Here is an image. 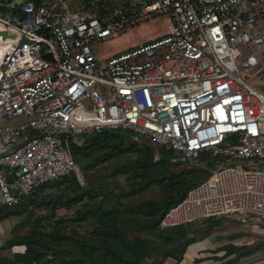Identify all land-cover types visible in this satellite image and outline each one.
I'll return each instance as SVG.
<instances>
[{"label": "built area", "instance_id": "1", "mask_svg": "<svg viewBox=\"0 0 264 264\" xmlns=\"http://www.w3.org/2000/svg\"><path fill=\"white\" fill-rule=\"evenodd\" d=\"M19 1L0 2V208L86 185L72 139L129 130L211 172L161 230L264 221V94L239 75L264 68V0ZM155 16L171 18L165 36L98 58L93 44Z\"/></svg>", "mask_w": 264, "mask_h": 264}, {"label": "trees", "instance_id": "2", "mask_svg": "<svg viewBox=\"0 0 264 264\" xmlns=\"http://www.w3.org/2000/svg\"><path fill=\"white\" fill-rule=\"evenodd\" d=\"M6 10L0 8V12ZM71 153L86 185L66 177L43 186L18 206L0 208V224L25 215L21 226L28 228L26 233L2 238L0 250L8 255L0 256V264H164L170 258L176 264L183 261L189 244L184 240L185 229L179 226L163 231L159 224L189 191L210 177V171L204 174V169L176 159L151 138L129 130H106L72 139ZM128 156L131 160L127 165L114 167L101 180L89 179V174L99 172L104 163ZM152 186L159 188L160 195L147 203L140 201L137 197ZM36 211L44 214L36 215ZM61 211L64 212L60 214ZM126 229L139 234L151 231L157 242L140 236L131 239Z\"/></svg>", "mask_w": 264, "mask_h": 264}, {"label": "rangeland", "instance_id": "3", "mask_svg": "<svg viewBox=\"0 0 264 264\" xmlns=\"http://www.w3.org/2000/svg\"><path fill=\"white\" fill-rule=\"evenodd\" d=\"M2 0H0L1 2ZM4 1V0H3ZM14 0H11L13 2ZM18 1V0H17ZM23 0H20L21 2ZM5 7L9 6V3L3 2ZM171 27V18L169 16H155L149 21H146L138 26L135 27V29H130L127 31L125 35H122L121 37L109 41V42H97L93 44L94 51L96 52L97 56L99 59H108L114 55H120L124 54L125 52H131L133 49H135L137 46L147 43L152 41L153 39L160 38L166 35V33L170 32ZM238 65L240 67V61H238ZM240 72V77L245 79L249 84H251L253 87H255L258 91L264 94V68L259 71L258 73H248L245 70H243L241 67L239 68ZM20 120H10L5 122L6 125H18L20 124ZM120 160V161H119ZM119 160H113V162H106L104 163L100 168L99 172H91L89 174V179L94 181L101 180L102 175H109L111 174L112 170L116 166L120 165H127L130 162V158L124 157V158H119ZM209 169H204V174H207L209 172ZM93 173V174H92ZM99 177V178H98ZM95 178V179H94ZM154 179V177H152ZM113 180V179H112ZM110 181L111 184L113 181ZM126 181H124L125 183ZM119 185L120 183L117 182ZM127 184H125L126 186ZM114 186L116 189H118V185L114 183ZM127 188V187H126ZM161 191L159 190L158 187L152 186L149 190H147L142 196H138L137 198L144 202L147 203L151 201L152 199H155L160 195ZM64 211H61L60 214H62ZM38 213H42L39 211H36V215ZM44 214V212L42 213ZM25 215L22 217H11L4 222L0 224V244L3 241L2 238H7L11 236L18 235L20 233H26L28 231V228H22L21 222L23 221ZM230 219H235V221H240L242 220L243 224H251L252 226L254 225L253 220L248 219L246 216H236L233 218H221L219 221L220 222H225L229 223L231 221ZM251 220V221H250ZM247 222V223H245ZM263 227L264 229V223L260 224H255V227L259 228ZM15 227L14 232L13 229ZM189 227V226H188ZM182 228L187 229V226H182ZM25 231V232H23ZM127 233L129 234V237L132 239L133 237L140 236L142 238L149 239L150 241L157 242L156 237L154 236L155 234L151 233V231H142L141 234L137 233V231H130L129 229H126ZM168 231V230H166ZM184 231V232H185ZM187 233V232H186ZM189 233V235H188ZM187 233V239H184L185 241H188L191 239L190 234L193 233L190 229L188 230ZM8 255L6 251L0 250V256ZM176 260L174 258H170L167 262V264H173ZM53 264H57V262H54Z\"/></svg>", "mask_w": 264, "mask_h": 264}, {"label": "crops", "instance_id": "4", "mask_svg": "<svg viewBox=\"0 0 264 264\" xmlns=\"http://www.w3.org/2000/svg\"><path fill=\"white\" fill-rule=\"evenodd\" d=\"M220 219L187 225L186 232L190 229L193 233L180 264H264V229L255 227L264 221L248 217L255 222L252 226L240 219H230L229 223Z\"/></svg>", "mask_w": 264, "mask_h": 264}, {"label": "water", "instance_id": "5", "mask_svg": "<svg viewBox=\"0 0 264 264\" xmlns=\"http://www.w3.org/2000/svg\"><path fill=\"white\" fill-rule=\"evenodd\" d=\"M4 36H6L7 34L6 33H3Z\"/></svg>", "mask_w": 264, "mask_h": 264}]
</instances>
